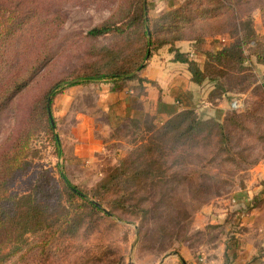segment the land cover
Segmentation results:
<instances>
[{
	"label": "rangeland",
	"instance_id": "374dc122",
	"mask_svg": "<svg viewBox=\"0 0 264 264\" xmlns=\"http://www.w3.org/2000/svg\"><path fill=\"white\" fill-rule=\"evenodd\" d=\"M165 1L146 0L155 44L148 47L144 66L159 52L172 55L173 61L171 49L181 52L183 43L196 50L221 48L229 43L239 20L249 19L255 31L264 35V0H231L230 6L223 3L218 9L212 0H173L164 7ZM138 3L37 0L25 6L21 17L15 19L21 24L23 16L31 15L26 25H19L20 31L0 40V89L7 84L17 87L0 106V154L27 124L29 109L41 102L55 82L133 66L141 47V31L136 27L97 37L88 31L104 22L123 23L136 12ZM172 16L175 26L168 28ZM172 38L177 40L156 44ZM203 61L196 62L202 67ZM244 66L258 83L264 82V65L248 56ZM127 80L132 79L72 85L53 97L51 112L59 149L40 127L31 142L29 168L15 188H25L31 178L42 173L48 186L64 191L61 170L72 184L99 199L109 215L82 207L75 237L59 239L47 260L36 257L19 264H160L164 257L181 251L189 250L197 256L222 235L233 236L226 230L232 226L228 214L218 223H210L209 217L224 208L227 197L246 187L249 171L264 157V140L255 136L264 131V109L254 113V121L242 120L243 129L233 125V142L241 141L237 148H253L251 157L259 156L246 171L241 170L246 164H235L231 157H211L207 161L210 156L199 150L188 157L185 167L176 166L173 158L164 163L157 153L147 154L142 164L133 166L139 168L138 173L130 169L122 177L124 157L140 146L150 131L162 126L149 117H125L114 122V86ZM133 80L135 94L144 93L147 82ZM228 82L230 87H237L234 79ZM201 89L205 94L213 90L207 80ZM223 96L229 102L228 113L233 110V100L239 101L241 114L246 107L252 108L251 101L255 100L237 89ZM37 253L39 256L40 250Z\"/></svg>",
	"mask_w": 264,
	"mask_h": 264
},
{
	"label": "trees",
	"instance_id": "16d2710c",
	"mask_svg": "<svg viewBox=\"0 0 264 264\" xmlns=\"http://www.w3.org/2000/svg\"><path fill=\"white\" fill-rule=\"evenodd\" d=\"M212 1L215 9L221 8L223 3H226L227 7L231 5V0ZM34 3H37V0H0V40L7 39L8 34L14 35L26 25L25 21L31 18V15L23 16L21 24L15 18L21 17L26 5ZM173 16H176V12ZM173 16L169 24L165 22L168 28L175 26L172 24ZM149 23L146 0H139L138 8L130 19L123 23L104 22L90 29L88 34L97 37L113 31L123 33L125 29L136 27L141 31V47L137 61L130 68L116 69L113 73L92 72L55 82L47 90L41 102L29 109L27 124L1 152L0 264H19L25 259L33 261L32 258L36 259V257L42 260L49 259L59 239L76 236L80 227L79 211L82 207L109 215V211L103 208L99 199L72 184L61 170L59 175L64 191L58 192L54 185L48 186L47 176L42 173L31 178L23 189H16L15 185L26 175L30 165L28 155L31 142L40 127L45 128L54 146L59 149L60 142L57 134L54 133L55 126L51 112L52 100L57 93L72 85L102 79H114V82H118L126 78L148 82L139 73L146 67L142 62L148 47L155 44ZM231 34L229 43L221 48L215 50L199 48L204 55L202 67L195 60L189 59L185 53L172 48L173 61L187 63L191 81L198 86L202 87L205 80L211 83L213 90L209 92L208 99L212 103L222 98L225 92L237 89L240 93L255 97V100L251 101L252 108L246 107L243 114L238 108L230 110L222 120L199 119L193 110L179 112L166 120L162 126L157 127V130L150 131L149 136L144 138L140 146L124 157L122 167H125L121 171L122 177L130 169L138 173L139 168L133 166L142 164L144 156L150 153H157L162 160L164 158V163L173 158L176 166L181 167L189 165L188 157L197 154L199 150H204L205 154L210 156L207 161H211V157H224L223 159L231 157L235 164L244 163L246 166L241 168L242 171H246L258 162V155L251 157L254 154L253 148L245 149L243 146L237 148L241 141L238 144L233 142L232 129L234 126L243 129L242 120L254 121V113L264 109V82L258 83V78L244 66L248 56L254 57L256 63L264 65V35H259L255 31L249 19L239 20ZM174 40L177 38L156 41V44L162 46L171 44ZM231 79L237 83L236 88L229 86L228 80ZM16 88V85L7 84L0 89V106ZM255 136L259 141L264 140V131ZM128 163L130 164L127 166ZM160 173L163 174L164 171ZM75 198L81 202L78 204ZM230 241H233V236ZM38 250H40L39 256Z\"/></svg>",
	"mask_w": 264,
	"mask_h": 264
},
{
	"label": "crops",
	"instance_id": "0c3cea01",
	"mask_svg": "<svg viewBox=\"0 0 264 264\" xmlns=\"http://www.w3.org/2000/svg\"><path fill=\"white\" fill-rule=\"evenodd\" d=\"M172 2L166 0L164 7ZM182 46L181 52L201 64L203 55L199 50L184 43ZM171 56L159 52L139 73L148 80L144 93L135 94L133 79L114 86V122L125 117H149L154 124L163 125L184 110H193L199 119L224 117L230 107L227 98L223 96L212 103L209 92L205 94L191 81L187 63L172 61ZM225 201L224 208L217 209L209 222L223 221L228 214V224L232 226L226 230H230L233 241L224 234L197 256L189 250L181 251L164 257L160 264H264V157L249 171L246 187Z\"/></svg>",
	"mask_w": 264,
	"mask_h": 264
},
{
	"label": "built area",
	"instance_id": "2783aa9c",
	"mask_svg": "<svg viewBox=\"0 0 264 264\" xmlns=\"http://www.w3.org/2000/svg\"><path fill=\"white\" fill-rule=\"evenodd\" d=\"M239 106H240V103H239L238 100H233V101H232V103H231V107H232L233 109L239 108Z\"/></svg>",
	"mask_w": 264,
	"mask_h": 264
}]
</instances>
